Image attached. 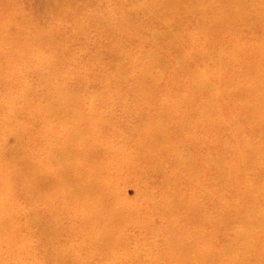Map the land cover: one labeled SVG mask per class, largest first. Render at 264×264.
Here are the masks:
<instances>
[{
	"label": "rangeland",
	"instance_id": "obj_1",
	"mask_svg": "<svg viewBox=\"0 0 264 264\" xmlns=\"http://www.w3.org/2000/svg\"><path fill=\"white\" fill-rule=\"evenodd\" d=\"M151 1L104 0L98 3L99 6H95L99 12L105 10L110 17L115 13L117 17L129 22L121 27L114 25L121 32L119 39H113L114 37L106 31L99 32L101 25L95 21L86 25L84 32L78 35L81 38L77 42L73 44L71 42L70 47L68 44L64 45L60 58H57L56 54L52 55L48 46L42 45L43 54L28 58L27 64L19 66L17 74H9L7 71L11 67L14 68L12 63L15 61H0V154L2 151L5 153L6 162L3 164L10 163L15 167L24 163V159L32 150L34 153L31 157L43 161L44 154L41 149L55 145L59 139L67 137L72 148L84 147L94 151L100 147L118 154L122 166L130 165L131 168L129 175L122 178L120 176L123 198L142 207L144 209L142 221L147 223V220H150L156 227L154 233L139 227L138 224H124L120 233L122 236L124 234L123 243L129 252L127 256L131 259L132 256H137L136 254L145 256L147 244L152 243L156 251L143 264H175L170 263L158 250L165 247L168 242L165 229L167 219L157 208V205L162 203L160 186L164 183L163 175H170L174 191L180 197L209 207L215 220L224 217L228 201L239 197V188H234L233 177L229 178L227 185L217 181L218 166L212 164L210 158L223 157L228 168H232L229 161L230 153L225 143L239 138L234 131L243 123L234 118L237 107L232 101L233 95H237L235 92L238 89L241 92L240 90L246 86L241 73L249 62L235 51L253 48L252 44L256 38H264V25L261 21L264 13L259 7L254 6L245 23L237 25L234 30H222L218 40H212L201 32L193 17L176 16L175 19H170L171 26L175 27L180 35L179 41L175 42L171 41L172 37L169 35L170 25L163 22L161 17L154 18L146 14L145 11L151 5ZM252 2L256 4L259 0ZM131 9H134L137 18L134 22H131L130 18ZM31 11L32 14L29 16L36 17L42 12L46 13L47 9L41 6ZM69 25L74 26V22ZM236 41H239V44L235 45ZM113 42L117 45L114 46ZM113 51L119 55L115 57ZM150 55L156 60L154 64ZM56 58L59 62L57 61L55 67L51 66L50 61ZM41 62H44L42 66ZM59 89L66 92L60 94ZM53 99H65V110L69 113L66 112V116L60 121L57 115L48 113L49 103ZM216 99H226L228 102L225 105L228 113L217 117V121L220 123L219 128H223L228 121L231 127L226 128L221 136L203 127L204 124L200 120L197 122L198 116L211 115L209 106ZM35 108L43 110L44 116L31 120L29 116L32 113L29 111ZM9 121L20 126L26 123L33 129L29 131L30 135L19 133L16 137L14 133H9L5 129ZM86 126L89 132L77 131ZM67 127L72 129L68 131ZM65 128L68 133L64 131ZM71 130L73 135L76 131L82 133L81 136L91 135L92 140L86 146L82 145L80 139L72 138ZM156 131L157 137L154 136ZM192 131L220 141L221 146L217 145L219 150L213 151L208 141L201 145L195 139L185 137L187 132ZM242 133L254 143L262 140L258 133L252 132L251 122L243 128ZM65 140L67 141V139L62 141ZM157 140H161L164 147L157 150L162 165L154 170L153 153L150 151L149 154H145L148 148L140 147L142 143L148 141H151L147 143L151 147ZM186 143L193 152L195 165L192 164L196 167V172H183L179 169L180 166L175 164L178 160L173 147L181 148ZM11 147L15 148L14 152L18 151L15 157L4 151ZM138 156L144 158L140 159ZM8 158L11 159L10 162ZM48 165L54 168L55 163L50 162ZM14 175L15 171L12 173L5 171L3 177L13 178ZM253 179L252 175L249 176L251 182ZM227 186L233 190L224 194ZM243 189L247 190L248 187L241 186L240 191ZM20 191L14 188L15 193ZM216 191L222 193L225 202L214 195ZM258 204L263 206V196ZM14 206L29 227L28 244L34 257L33 261L28 262L56 264L52 258L56 251L47 243L48 237L43 236L39 232L40 227L28 220L26 213L29 208L28 201L17 199ZM72 225V220L64 222L66 229ZM257 228L258 235H264V223ZM215 229H218L216 233ZM70 231H73V228ZM205 232L214 234L205 243L206 248L222 252L214 255V262L206 264H231L230 254L221 248V244L229 237L228 232L217 228L213 222L205 227ZM81 239L63 242L61 247L69 248L72 243L79 244ZM2 248L4 251L6 246ZM260 250L264 259V247L262 249L260 247ZM72 254L78 258L75 259L77 264L79 260L89 261V264H111L112 261L109 258L101 259L100 251L95 247L77 250V254L73 250ZM50 255L52 256L47 260L46 257ZM121 257L120 262L118 259L112 264H142L137 260H122ZM1 258L0 264H16L14 257L7 250ZM250 262L255 261L250 259L248 263ZM61 264L68 263L62 261ZM240 264H247L246 260L240 261Z\"/></svg>",
	"mask_w": 264,
	"mask_h": 264
},
{
	"label": "bare ground",
	"instance_id": "obj_2",
	"mask_svg": "<svg viewBox=\"0 0 264 264\" xmlns=\"http://www.w3.org/2000/svg\"><path fill=\"white\" fill-rule=\"evenodd\" d=\"M101 1L104 0H0V55L3 57L0 56V61H15L12 63L14 68L11 67L7 71L9 74H17L19 66L27 64L28 58L43 54L42 45L48 46L51 54H56L57 58H60L65 48L64 45L68 44L70 47L71 42L72 44L77 42L81 38L78 35L84 32L86 25L95 21L101 25L99 32L106 31L114 37L113 39H119L121 32L114 25L121 27L129 22L117 17L115 13L110 17L105 10L99 12L95 6H99L98 3ZM252 1L152 0L145 12L154 18L161 17L163 22L170 25L171 41L177 42L180 39L179 31L171 26L170 19H175L176 16L193 17L201 32L212 40H218L222 30H234L237 25L245 23L254 6L259 7L264 13V0H259L256 4ZM41 6L46 7V13L42 12L36 17L29 16L32 14L31 10L39 9ZM133 11L134 9H131V22L137 19ZM261 21L264 25V18ZM71 22H74V26L69 25ZM135 29L139 31L136 27ZM160 39L163 38L160 37ZM237 44L239 41L235 42V45ZM113 45L117 44L113 42ZM252 47L235 51L249 62L241 73L246 86L240 90L241 92L239 89L235 92L237 95H233L232 101L237 107L234 118L243 123L234 131L239 138L225 143L230 153L229 161L232 163V168H228L223 157L211 156L210 158V162L218 166L217 181L227 185L229 178L233 177L235 179L234 188H239V197L228 201L224 217L215 220L209 207L200 206L194 200L180 197L174 191L170 175H163L162 182L164 183L160 186L162 203L158 204L157 208L167 219L165 229L168 242L165 247L158 248V250L170 263L206 264L214 262V255L222 252H214L213 249L205 246V243L214 236V234H207L205 227L213 222L217 228L228 232L229 237L221 244V248L230 254L231 264H240V261L245 260L249 264L250 259L255 261L250 264H256V261L258 264H264L262 250H260V247L261 249L264 247V235H258L259 229L257 228L258 225L264 223V204L263 206L258 204L262 196L264 198V38H256ZM112 53L115 57L119 55L114 51ZM150 56L154 64L156 60L152 55ZM57 58L49 64L55 67ZM43 63L41 62L40 66ZM59 92L62 94L66 91L59 89ZM64 101L65 99H53L49 103L48 113L57 115L59 121L68 112L65 110ZM226 103H228L226 99H216L211 102L209 106L211 115H200L197 122L200 120L204 124L203 127L221 136L226 128L231 127L230 121L223 128L218 127L220 123L218 124L217 117L228 113L225 109ZM29 112L32 113L29 116L31 120L44 116V111L40 108ZM250 122L252 132L258 133L262 139L258 143L244 137L242 133L243 128ZM185 127L190 126L185 125ZM70 128L67 127L68 131ZM5 129L17 137L19 133L29 134L33 128L26 123L20 126L9 121ZM64 131L66 132V128ZM77 131L89 132V128L86 126ZM77 131L74 135L73 130L70 131L72 138L80 139L81 144L86 146L92 140V136H81L82 133L79 134ZM157 133L158 131L155 132V137ZM54 134L58 133L54 132ZM185 137L195 139L201 145L208 141L213 151L219 150L217 145L221 146L220 141H215L207 135L196 134L195 131L187 132ZM64 139L67 141H62ZM95 139L94 137V141ZM68 140H70L68 137L59 139L57 144L41 149L44 154L43 161L31 157L34 151H29V155L19 167L10 163L3 164L6 158L5 153L1 152L0 258L7 250L14 257L16 264L33 263L28 262L33 261L34 257L28 244L30 241L29 227L22 220V214L14 206V201L24 199L29 203L26 212L28 220L40 227L39 232L48 237L47 243L52 245L56 251L53 256L46 257L47 260L52 256L56 264H61L62 261L77 264L75 259L78 258L72 254L73 250L77 254V250L95 247L100 251L101 259H112L111 264L121 257V253L122 260H137L142 264L145 263L156 251L153 244H147L145 256L136 254L137 256H132L131 259L127 256L129 252L123 243L124 234L122 236L120 233V229L126 223L138 224L139 227L154 233L156 231L155 225L150 220H147V223L142 221L144 209L134 201H127L123 198L120 189L121 178L131 173L130 165L122 166L118 154L100 147L94 151H89L84 147L72 148ZM150 142L142 143L140 148L144 149L146 146L148 149L145 154H149L150 151L153 153L155 164L153 169L156 170L162 165L157 150L163 148L164 145L161 140H157L155 144L159 145L153 144L149 147L147 143ZM188 145L186 143L181 148L173 147L178 160L175 164H178L183 172H196L193 152ZM14 150V147L9 150L4 149L15 157L18 151L14 152ZM145 154L144 156L147 157ZM138 157L141 159L143 156ZM8 159L10 162L11 159ZM50 162L55 163L54 168L48 165ZM196 164L198 166V163ZM147 165L151 166L150 163ZM5 171L7 173L15 171L14 177H3ZM251 175L254 177L252 182L249 180ZM241 186L248 187V189H243L241 192ZM15 187L21 191L15 193ZM232 190L233 188L227 186L224 194ZM214 195L225 202L221 192L216 191ZM149 214L150 211H148ZM68 219L73 221L71 227L73 231H70L71 228L64 227V222ZM217 230L215 229V233ZM77 238H82L79 244L72 243L69 248L61 247L63 242H72ZM3 246H6L4 251ZM250 256L252 257L247 259ZM78 264H89V261L79 260Z\"/></svg>",
	"mask_w": 264,
	"mask_h": 264
}]
</instances>
